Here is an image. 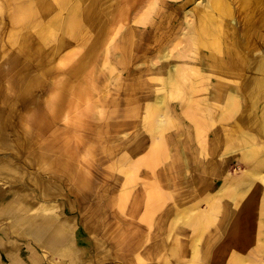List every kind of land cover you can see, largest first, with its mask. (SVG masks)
Wrapping results in <instances>:
<instances>
[{
  "label": "bare ground",
  "instance_id": "6f19581e",
  "mask_svg": "<svg viewBox=\"0 0 264 264\" xmlns=\"http://www.w3.org/2000/svg\"><path fill=\"white\" fill-rule=\"evenodd\" d=\"M0 45V264H264V0H0Z\"/></svg>",
  "mask_w": 264,
  "mask_h": 264
},
{
  "label": "rangeland",
  "instance_id": "374dc122",
  "mask_svg": "<svg viewBox=\"0 0 264 264\" xmlns=\"http://www.w3.org/2000/svg\"><path fill=\"white\" fill-rule=\"evenodd\" d=\"M153 16H152V14H151V16L149 17V19L150 18H152ZM115 48H119V46H117V45H115ZM111 54H113V53H118L119 52V49H117L116 50V52H114L113 51V49H111ZM0 55H1V45H0ZM77 59V57L74 59V61ZM26 65H32L33 63L31 62V63H25ZM135 64H137V62H135ZM34 66V65H33ZM32 66V67H33ZM45 67V66H44ZM27 69H29L28 67H27ZM38 70L36 71V73H38L39 72V70L41 69V68H37ZM31 71V70H30ZM62 72V71H61ZM33 74H30V76H32ZM38 75L40 76V78H41V80L43 81L44 80V78L46 77V76H43V79H42V75L40 74V72L38 73ZM37 74H36V76H38ZM79 82V81H78ZM78 82H76L74 85L75 86H79L80 84H78ZM94 86L95 87H97L98 85H97V83H95L94 84ZM40 90H42V92L44 93L45 91H44V89H38L37 90V92H39ZM17 94V93H16ZM22 94L21 93H19L18 94V99L20 98V96H21ZM120 98L122 99V101L124 100V97L121 95L120 96ZM137 99H138V96H137ZM15 101H17V99L15 98V96L14 97H12V99H11V101L9 102V107L11 108V111H9L8 112V115L11 117V120L12 121H17L18 120V117L21 119L22 117H21V114L19 113L20 112V109H18V106H17V103H14ZM131 101H134L133 100V98H131V99H128V100H124L122 103H125V102H131ZM140 101V100H139ZM73 113V112H72ZM189 118V117H188ZM193 120H197V115L196 114H194V116H193ZM189 120L190 121H192V119H190L189 118ZM186 122H188V121H186ZM189 123V122H188ZM30 130L31 131H33L34 132V130L33 129H31L30 128ZM131 131H132V129H131ZM20 133V131H18L16 134L12 131V135H11V140H14V139H18V138H21V137H18L17 136V134H19ZM146 133V130H144V129H142V130H140V131H136V134H134V133H132L131 134V132H130V134L131 135H134V137H137V139L139 140V139H142V138H146V137H144V134ZM93 134V133H92ZM119 134V133H118ZM110 137H114L111 133H110ZM93 136H94V140H95V142H89L88 143V146H89V156L91 157L92 156V154L94 153V152H96V151H101V150H103V149H105V148H108L109 147V145H110V143H111V140H112V138L109 140V141H106V139L104 138V142H103V139H100L99 138V135L98 136H95L94 134H93ZM130 139V138H129ZM127 141H128V139H126ZM125 140V141H126ZM137 140V141H138ZM146 140V139H145ZM125 141H123V143H126ZM24 144V142H20V146H21V148H19V149H16V148H11L10 150H12L15 154L17 153L16 151H19L18 152V156H19V158H18V160L19 161H24L26 158H28V157H30V149H28V148H26L25 146H22ZM35 148V147H34ZM6 156H5V155ZM7 154H9V152H0V158H3L4 156L5 157H8V155ZM95 158H98V155H95L94 156ZM160 168H158L157 170H159ZM230 170H232V171H234L235 170V163L234 162H232V164L230 165ZM131 175V177H132V179H133V181H135V183H137L135 186L136 187H138L141 183H146V184H150L149 182H148V180L145 178V177H143V175H150V172L149 171H145V169L144 168H142V166L139 168V170L136 172V173H132V174H130ZM103 177L106 179V180H108V176H106L105 174L103 175ZM92 188L90 187L89 189H87V192L89 193L88 195H90V197H88L89 198V200H88V203H90V204H92L93 205V209H89L88 210V212H86V216H87V218L88 217H90V215H92V213H93V211L95 210V211H97V210H99V206H98V204H99V202H103L105 199L106 200H109L110 199V195L108 194V193H106V192H102V190H101V188H99L100 186H101V183H100V181H98V179H96V178H94V182H92ZM134 186V185H133ZM101 191V192H100ZM106 197V198H105ZM72 201H74V205H73V208H74V206H76V207H78L79 205H80V203L81 202H79V200H75L74 198H73V200ZM57 202H64V214L66 215V216H68V217H72V216H74V214L76 213V211H72V212H69V205H70V203H67L66 201H64V199H61V198H57ZM106 203V202H105ZM167 205V204H166ZM141 207H142V205H141ZM108 208L109 209H112V206H108ZM117 209V208H116ZM164 209V208H163ZM162 209V210H163ZM167 209V208H166ZM117 211V210H116ZM80 212H83L82 210L80 211ZM161 214V211H159V212H157V214H156V216H155V218L157 219L158 217H159V215ZM75 215H78V218H79V216H82L80 213H78V211H77V214H75ZM83 220H84V218H83ZM109 221H110V219H109ZM81 222L79 221V222H77V224H80ZM0 227H7L8 226V224L5 222V221H2V223L0 222ZM83 235H84V237L86 238V243L85 244H88L89 242H90V235L88 234V233H86V232H83ZM19 243L22 245V246H25V245H23V244H25V242H23L22 240H20L19 241ZM96 251H98V249H96ZM90 252L94 255L95 253H94V250H93V248H90ZM69 253V252H68ZM72 253V252H71ZM47 255V254H46ZM65 256H66V254H65ZM69 256H70V254H69ZM49 257V256H48ZM52 258L53 257H51V259H48V260H45V264H54L53 262H52ZM55 260H58V259H56V258H54ZM61 264H68V260H63L62 259V262H61Z\"/></svg>",
  "mask_w": 264,
  "mask_h": 264
}]
</instances>
